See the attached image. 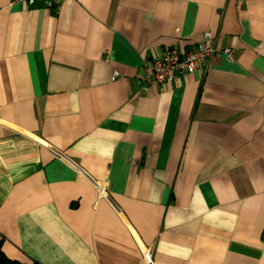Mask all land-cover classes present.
Masks as SVG:
<instances>
[{"label":"crops","instance_id":"0c3cea01","mask_svg":"<svg viewBox=\"0 0 264 264\" xmlns=\"http://www.w3.org/2000/svg\"><path fill=\"white\" fill-rule=\"evenodd\" d=\"M204 31L233 61L140 90ZM0 242L21 264H264V0H0Z\"/></svg>","mask_w":264,"mask_h":264},{"label":"built area","instance_id":"2783aa9c","mask_svg":"<svg viewBox=\"0 0 264 264\" xmlns=\"http://www.w3.org/2000/svg\"><path fill=\"white\" fill-rule=\"evenodd\" d=\"M13 3L32 7L35 4L43 5L53 15L57 13L63 0H10ZM215 55H222L229 62L233 61L234 52L230 48L216 49L210 31H204L198 42L184 53L173 49H166L158 58L145 60L136 79L143 93L149 92L151 86L160 87L171 84L177 75H190L205 69L209 59ZM146 264H153L149 253H143Z\"/></svg>","mask_w":264,"mask_h":264},{"label":"trees","instance_id":"16d2710c","mask_svg":"<svg viewBox=\"0 0 264 264\" xmlns=\"http://www.w3.org/2000/svg\"><path fill=\"white\" fill-rule=\"evenodd\" d=\"M0 264H21L15 261H11L5 257L1 250V242H0Z\"/></svg>","mask_w":264,"mask_h":264},{"label":"rangeland","instance_id":"374dc122","mask_svg":"<svg viewBox=\"0 0 264 264\" xmlns=\"http://www.w3.org/2000/svg\"><path fill=\"white\" fill-rule=\"evenodd\" d=\"M233 58H234V55H233Z\"/></svg>","mask_w":264,"mask_h":264}]
</instances>
